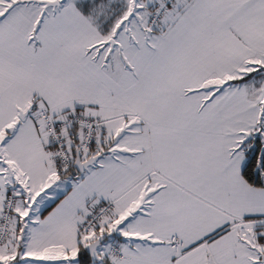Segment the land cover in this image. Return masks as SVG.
Returning a JSON list of instances; mask_svg holds the SVG:
<instances>
[{
  "label": "snow or ice",
  "instance_id": "obj_1",
  "mask_svg": "<svg viewBox=\"0 0 264 264\" xmlns=\"http://www.w3.org/2000/svg\"><path fill=\"white\" fill-rule=\"evenodd\" d=\"M0 264H264V0H0Z\"/></svg>",
  "mask_w": 264,
  "mask_h": 264
}]
</instances>
